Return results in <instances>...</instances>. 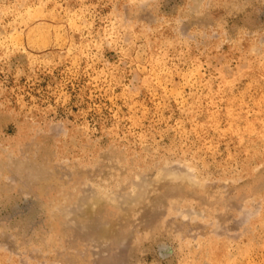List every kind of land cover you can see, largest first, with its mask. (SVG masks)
Returning <instances> with one entry per match:
<instances>
[{"label":"rangeland","instance_id":"374dc122","mask_svg":"<svg viewBox=\"0 0 264 264\" xmlns=\"http://www.w3.org/2000/svg\"><path fill=\"white\" fill-rule=\"evenodd\" d=\"M0 264H264V0H0Z\"/></svg>","mask_w":264,"mask_h":264}]
</instances>
